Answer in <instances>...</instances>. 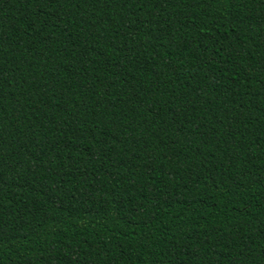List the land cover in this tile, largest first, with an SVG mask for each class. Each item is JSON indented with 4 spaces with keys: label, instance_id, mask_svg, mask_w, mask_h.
Instances as JSON below:
<instances>
[{
    "label": "trees",
    "instance_id": "16d2710c",
    "mask_svg": "<svg viewBox=\"0 0 264 264\" xmlns=\"http://www.w3.org/2000/svg\"><path fill=\"white\" fill-rule=\"evenodd\" d=\"M0 264H264V0H0Z\"/></svg>",
    "mask_w": 264,
    "mask_h": 264
}]
</instances>
